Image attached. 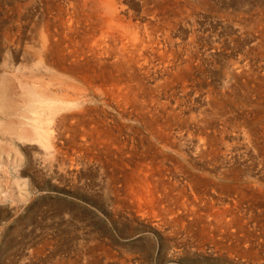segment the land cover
I'll return each instance as SVG.
<instances>
[{"label":"bare ground","instance_id":"obj_1","mask_svg":"<svg viewBox=\"0 0 264 264\" xmlns=\"http://www.w3.org/2000/svg\"><path fill=\"white\" fill-rule=\"evenodd\" d=\"M194 11L195 6H189L186 0L16 2L10 17L13 25L2 34L8 47L0 74V161L13 164L18 175L27 172L26 168H20L24 155L27 156L24 151H32L30 154L38 156L40 166L48 167L51 175L55 174L54 164H57L58 172L77 178L83 175V167L92 162L98 163L113 180L128 175L135 177L139 171L141 194L155 193L159 188L178 190L176 183L172 185L162 177L155 182L154 175L151 177L152 174L148 173L157 160L154 151H157V143L160 154L171 152L188 160L190 146L200 159H211L217 166L220 155L234 152L235 145H238L226 141V133L219 134L218 127L212 125L221 118H209L205 110H201L198 116L187 117L181 107L184 99H172L168 95L176 83L186 84L187 78L198 69L196 25H191L193 30L187 40L183 29L189 26L185 21L193 19ZM27 31L29 37L25 36ZM12 47L17 51L13 52ZM19 59L23 61L22 66H16ZM249 60L234 64L229 76L235 81L246 77L251 71ZM30 61L34 62L33 67L26 66ZM36 71L46 74L40 76ZM257 96V103H261L264 82ZM100 105L116 111L122 119L126 116L148 136L144 138L149 142L144 144L142 154L135 145L134 132L124 136L119 117L116 118L118 121L108 119L104 110L97 112ZM214 105L219 108L222 102L216 99ZM211 126L213 130L209 128ZM240 138L243 139L240 141ZM233 140L256 148L261 164H264V131L243 130L242 134L234 133ZM220 174L226 177L227 171L221 168ZM29 189L44 190L35 184ZM20 196L23 199V195ZM216 201L213 197L209 200L203 197L191 203L194 222L213 242L217 241L218 231L228 232L231 225L238 222L234 209L229 205L217 207Z\"/></svg>","mask_w":264,"mask_h":264},{"label":"rangeland","instance_id":"obj_2","mask_svg":"<svg viewBox=\"0 0 264 264\" xmlns=\"http://www.w3.org/2000/svg\"><path fill=\"white\" fill-rule=\"evenodd\" d=\"M19 1L22 0H0V74L8 47L2 34L13 25L11 13ZM131 1L141 3V0ZM186 1L196 8L193 19L185 21L189 26L183 29L187 40L193 30L191 25H196L198 69L187 78L186 84L176 83L168 95L172 99H184L181 107L187 117L198 116L205 110L209 118H221L212 125L218 127L219 134L226 133L224 138L230 144H238L234 152L220 155L215 166L211 159H200L190 146L187 160L180 154L158 153L157 143V151L154 149L157 160L148 173L154 175L155 182L162 177L172 185L176 183L178 190L159 188L155 193L143 195L139 171L135 177L128 175L113 180L104 173L105 169L92 162L83 167V175L77 178L58 172L57 164H54L55 174L51 175L48 167L40 166L38 156L24 151L27 156L24 155L20 168H26L27 172L18 175L13 164L1 160L0 264H264V164L256 148L233 140V134H242L243 130L264 131V99L257 103V91L264 82V0ZM25 36L29 37L30 33L25 32ZM12 50L17 51L15 47ZM248 59L251 71L235 81L229 76L230 68ZM22 63L19 59L16 66ZM34 65L33 61L26 64ZM36 72L40 76L46 74ZM216 99L222 102L219 108L214 105ZM101 110L108 119L119 117L116 111L100 105L97 112ZM124 118H118L124 136L134 132L135 145L142 154L144 144L149 142L144 138L148 136ZM209 128L213 130L212 126ZM221 168L227 171L226 177L220 174ZM221 179L224 181L220 183ZM31 184L44 190L32 191ZM203 197L216 199L217 207L229 205L238 220L228 232L218 231L214 242L194 222L192 214L191 203Z\"/></svg>","mask_w":264,"mask_h":264}]
</instances>
